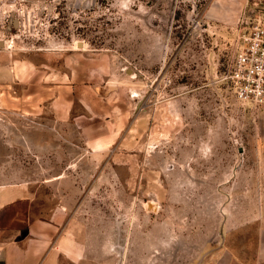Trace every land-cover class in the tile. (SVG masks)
Instances as JSON below:
<instances>
[{
  "label": "rangeland",
  "instance_id": "obj_1",
  "mask_svg": "<svg viewBox=\"0 0 264 264\" xmlns=\"http://www.w3.org/2000/svg\"><path fill=\"white\" fill-rule=\"evenodd\" d=\"M241 1L0 0L1 176L30 183L66 260L210 264L225 243L253 244L264 103L239 99L227 77L258 12ZM73 49L127 71L123 115L72 119Z\"/></svg>",
  "mask_w": 264,
  "mask_h": 264
},
{
  "label": "crops",
  "instance_id": "obj_2",
  "mask_svg": "<svg viewBox=\"0 0 264 264\" xmlns=\"http://www.w3.org/2000/svg\"><path fill=\"white\" fill-rule=\"evenodd\" d=\"M244 2H249V13L264 10V0H243L242 5ZM81 49H73L62 57L66 84L71 90V106L76 109V99L81 104L72 119L78 124L81 118L93 120L97 114L123 115L118 102H122L119 83L129 78L127 71L122 72L118 66L115 68L108 55L87 54ZM109 71L111 75L104 76ZM106 80L109 83L105 85ZM94 100L109 101L108 109L101 111L104 107L94 108ZM88 123V130H94V122ZM3 161H0V264H76L74 259L65 258L63 233L50 227L49 218L34 216L30 183L3 179L1 173L10 165L8 159ZM254 238L253 244L225 243L219 246L210 264H264V225L256 230Z\"/></svg>",
  "mask_w": 264,
  "mask_h": 264
},
{
  "label": "built area",
  "instance_id": "obj_3",
  "mask_svg": "<svg viewBox=\"0 0 264 264\" xmlns=\"http://www.w3.org/2000/svg\"><path fill=\"white\" fill-rule=\"evenodd\" d=\"M238 42L227 77L239 99L264 103V11L250 16Z\"/></svg>",
  "mask_w": 264,
  "mask_h": 264
},
{
  "label": "water",
  "instance_id": "obj_4",
  "mask_svg": "<svg viewBox=\"0 0 264 264\" xmlns=\"http://www.w3.org/2000/svg\"><path fill=\"white\" fill-rule=\"evenodd\" d=\"M28 1H36V0H28ZM15 23H17V20L15 19Z\"/></svg>",
  "mask_w": 264,
  "mask_h": 264
}]
</instances>
